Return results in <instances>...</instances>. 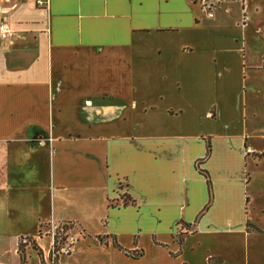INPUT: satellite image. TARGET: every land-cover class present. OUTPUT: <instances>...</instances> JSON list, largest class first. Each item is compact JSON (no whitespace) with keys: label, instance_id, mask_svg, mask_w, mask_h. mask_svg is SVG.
<instances>
[{"label":"crops","instance_id":"1","mask_svg":"<svg viewBox=\"0 0 264 264\" xmlns=\"http://www.w3.org/2000/svg\"><path fill=\"white\" fill-rule=\"evenodd\" d=\"M41 1L0 0V264L50 221L65 264H264V0Z\"/></svg>","mask_w":264,"mask_h":264},{"label":"built area","instance_id":"2","mask_svg":"<svg viewBox=\"0 0 264 264\" xmlns=\"http://www.w3.org/2000/svg\"><path fill=\"white\" fill-rule=\"evenodd\" d=\"M200 9L209 17L213 16V11L227 0H194ZM38 5H42L41 0H36ZM3 25H0L2 28ZM38 235L49 236L47 249H41L38 254L42 264H65L64 259L69 256L72 247L83 236V231L73 222H52L41 225ZM19 242L22 244H32L29 237H21Z\"/></svg>","mask_w":264,"mask_h":264},{"label":"trees","instance_id":"3","mask_svg":"<svg viewBox=\"0 0 264 264\" xmlns=\"http://www.w3.org/2000/svg\"><path fill=\"white\" fill-rule=\"evenodd\" d=\"M209 150V146H207V152ZM205 173V172H204ZM205 177H206V182H207V187H208V190L210 191V182H209V179H208V176L207 174L205 173L204 174ZM127 199L125 198V200H123V203H127ZM23 245H33L32 244H22L19 242V246H18V252H19V257H20V261H19V264H24L25 263V255H24V252H23ZM140 253H137V254H134L133 256H138Z\"/></svg>","mask_w":264,"mask_h":264}]
</instances>
